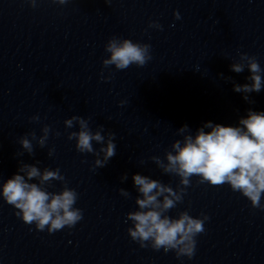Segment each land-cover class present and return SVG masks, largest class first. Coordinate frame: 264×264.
Here are the masks:
<instances>
[{"label": "clouds", "instance_id": "9594fccd", "mask_svg": "<svg viewBox=\"0 0 264 264\" xmlns=\"http://www.w3.org/2000/svg\"><path fill=\"white\" fill-rule=\"evenodd\" d=\"M33 8L38 0H27ZM58 5H66L71 0H51ZM110 5L112 0H104ZM180 19L179 13L174 14ZM149 28L162 30V26L151 21ZM109 56L103 59L105 68L115 66L116 70H125L136 65L143 67L151 59V45L134 42L128 38L111 37L105 45ZM239 59L230 65L231 71L242 73L247 68L250 73L246 77L250 83L243 85L233 83V91L243 93V99L249 101V93H259L264 88V78L257 58L247 53H238ZM110 79V77H103ZM222 78L223 74H220ZM230 80L231 78H225ZM250 102V101H249ZM125 101H121L123 106ZM39 122L38 115L30 118ZM66 129L78 126V131L68 133L69 140H75V148L79 153H89L96 157L95 168H103L116 155L115 133H104L103 125L95 131L90 127L89 120L79 115H73L64 121ZM205 129H209L205 131ZM49 125L41 128L42 135L29 132L20 137L19 143L30 156L34 154L35 141L41 148L45 147L49 134ZM183 138L171 144V150L165 151L164 159L152 156L150 159L163 173L179 177L175 189L157 179L136 173L132 176L134 187L138 193L135 204L137 210L127 213L126 222H131L127 232L140 247L161 248L165 253L174 251L177 258H192L195 253V237L204 232V223L208 216L189 215L188 211H181L176 217L168 215L169 211L183 202L184 195L191 178L198 177L201 184L223 186L228 184L233 192H239L247 198L253 208H264L261 203L264 196V111L248 110L246 117H241L238 126H225L211 121L205 122L193 134L187 124L177 129ZM57 136L59 132L55 133ZM31 137V139H29ZM93 142L101 145L99 149L93 147ZM54 149H49L52 156ZM22 155V153H21ZM35 164L20 162L17 174L0 184V197L13 206L16 215L25 224H35L38 231L47 230L48 233L60 231L65 227L72 228L83 219L81 209L75 207L78 193L69 188L60 169L41 170ZM127 174L121 181L127 180ZM38 181L32 182V181ZM52 181H60L63 185L59 192L48 191ZM122 196L130 193L120 188Z\"/></svg>", "mask_w": 264, "mask_h": 264}]
</instances>
